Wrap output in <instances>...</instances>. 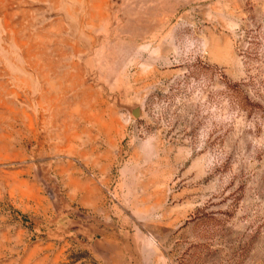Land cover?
I'll use <instances>...</instances> for the list:
<instances>
[{"label":"rangeland","instance_id":"1","mask_svg":"<svg viewBox=\"0 0 264 264\" xmlns=\"http://www.w3.org/2000/svg\"><path fill=\"white\" fill-rule=\"evenodd\" d=\"M0 264H264V0H0Z\"/></svg>","mask_w":264,"mask_h":264},{"label":"water","instance_id":"2","mask_svg":"<svg viewBox=\"0 0 264 264\" xmlns=\"http://www.w3.org/2000/svg\"><path fill=\"white\" fill-rule=\"evenodd\" d=\"M134 117H138V109H134Z\"/></svg>","mask_w":264,"mask_h":264},{"label":"bare ground","instance_id":"3","mask_svg":"<svg viewBox=\"0 0 264 264\" xmlns=\"http://www.w3.org/2000/svg\"><path fill=\"white\" fill-rule=\"evenodd\" d=\"M131 114L134 116V111L133 110L131 111Z\"/></svg>","mask_w":264,"mask_h":264}]
</instances>
